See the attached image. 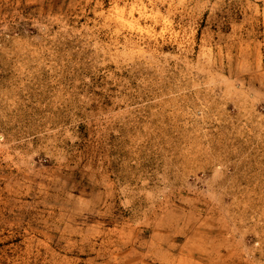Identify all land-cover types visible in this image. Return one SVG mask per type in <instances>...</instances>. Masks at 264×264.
Here are the masks:
<instances>
[{"label": "rangeland", "instance_id": "1", "mask_svg": "<svg viewBox=\"0 0 264 264\" xmlns=\"http://www.w3.org/2000/svg\"><path fill=\"white\" fill-rule=\"evenodd\" d=\"M0 264H264V0H0Z\"/></svg>", "mask_w": 264, "mask_h": 264}]
</instances>
